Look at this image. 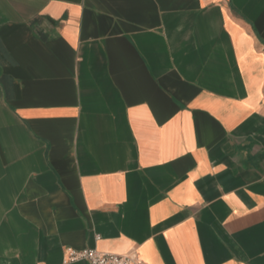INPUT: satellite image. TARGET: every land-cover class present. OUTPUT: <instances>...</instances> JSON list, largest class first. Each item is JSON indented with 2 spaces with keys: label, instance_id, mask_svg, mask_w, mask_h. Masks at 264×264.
<instances>
[{
  "label": "crops",
  "instance_id": "crops-1",
  "mask_svg": "<svg viewBox=\"0 0 264 264\" xmlns=\"http://www.w3.org/2000/svg\"><path fill=\"white\" fill-rule=\"evenodd\" d=\"M264 264V0H0V264Z\"/></svg>",
  "mask_w": 264,
  "mask_h": 264
},
{
  "label": "built area",
  "instance_id": "built-area-1",
  "mask_svg": "<svg viewBox=\"0 0 264 264\" xmlns=\"http://www.w3.org/2000/svg\"><path fill=\"white\" fill-rule=\"evenodd\" d=\"M67 259L69 261L86 260L89 264H140L136 253L126 254L99 252L96 249L86 248L75 250L67 248Z\"/></svg>",
  "mask_w": 264,
  "mask_h": 264
}]
</instances>
